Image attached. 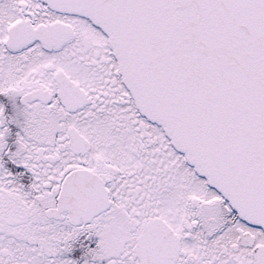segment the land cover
<instances>
[{"label": "snow or ice", "instance_id": "snow-or-ice-1", "mask_svg": "<svg viewBox=\"0 0 264 264\" xmlns=\"http://www.w3.org/2000/svg\"><path fill=\"white\" fill-rule=\"evenodd\" d=\"M0 264H264V0H0Z\"/></svg>", "mask_w": 264, "mask_h": 264}]
</instances>
